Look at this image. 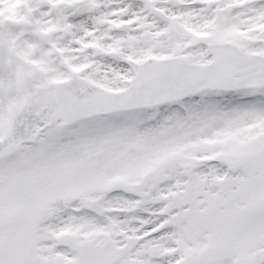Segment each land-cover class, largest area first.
Listing matches in <instances>:
<instances>
[{"label": "snow or ice", "instance_id": "1", "mask_svg": "<svg viewBox=\"0 0 264 264\" xmlns=\"http://www.w3.org/2000/svg\"><path fill=\"white\" fill-rule=\"evenodd\" d=\"M0 264H264V0H0Z\"/></svg>", "mask_w": 264, "mask_h": 264}, {"label": "rangeland", "instance_id": "2", "mask_svg": "<svg viewBox=\"0 0 264 264\" xmlns=\"http://www.w3.org/2000/svg\"><path fill=\"white\" fill-rule=\"evenodd\" d=\"M16 7L15 5H10L9 7H7L4 10H0V15H3L7 18H15L16 16Z\"/></svg>", "mask_w": 264, "mask_h": 264}]
</instances>
